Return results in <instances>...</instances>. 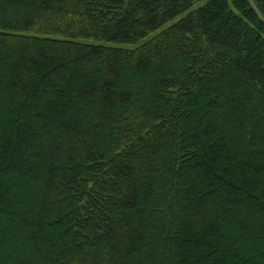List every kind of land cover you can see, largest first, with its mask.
Returning a JSON list of instances; mask_svg holds the SVG:
<instances>
[{
    "label": "trees",
    "instance_id": "trees-1",
    "mask_svg": "<svg viewBox=\"0 0 264 264\" xmlns=\"http://www.w3.org/2000/svg\"><path fill=\"white\" fill-rule=\"evenodd\" d=\"M202 1L0 0V264H264V0Z\"/></svg>",
    "mask_w": 264,
    "mask_h": 264
},
{
    "label": "rangeland",
    "instance_id": "rangeland-1",
    "mask_svg": "<svg viewBox=\"0 0 264 264\" xmlns=\"http://www.w3.org/2000/svg\"><path fill=\"white\" fill-rule=\"evenodd\" d=\"M209 1H210V0H204V1H202L201 3L197 4L194 8H192V10H195V9L201 7V6H204V5L207 4ZM163 28H165V27H163ZM163 28H162V29H163ZM160 30H161V29H160ZM157 32H159V31H157ZM157 32H156V33H157ZM154 34H155V33H154ZM154 34H152V35H154ZM152 35H150V36H152ZM143 42H144V40H142V41H140L139 43L134 44V45H121V44L113 45V44H110L109 46H111V47H116V48H124V49H134L136 46L142 44Z\"/></svg>",
    "mask_w": 264,
    "mask_h": 264
}]
</instances>
